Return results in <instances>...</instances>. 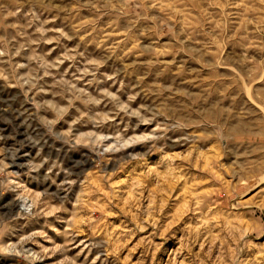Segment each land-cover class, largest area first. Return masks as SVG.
Here are the masks:
<instances>
[{"label":"rangeland","instance_id":"rangeland-1","mask_svg":"<svg viewBox=\"0 0 264 264\" xmlns=\"http://www.w3.org/2000/svg\"><path fill=\"white\" fill-rule=\"evenodd\" d=\"M13 263L264 264V0H0Z\"/></svg>","mask_w":264,"mask_h":264},{"label":"bare ground","instance_id":"bare-ground-1","mask_svg":"<svg viewBox=\"0 0 264 264\" xmlns=\"http://www.w3.org/2000/svg\"><path fill=\"white\" fill-rule=\"evenodd\" d=\"M11 182V181H10ZM21 194V193H19ZM18 193L17 195L20 196ZM16 195V196H17ZM21 198L18 199V208L22 213H31L32 207H33V202L26 196H20ZM14 199V198H13ZM16 201V200H15ZM14 205V204H13ZM16 205V204H15ZM17 208V206H16ZM8 250L10 251V249L8 248ZM22 250V249H21ZM25 253H27L29 256L31 255L34 259H35V253L34 251H32L31 248H24L23 250ZM14 252V251H13ZM19 252H21L19 250ZM32 259V258H31ZM33 259V260H34ZM11 263V262H9ZM14 264V263H13Z\"/></svg>","mask_w":264,"mask_h":264}]
</instances>
